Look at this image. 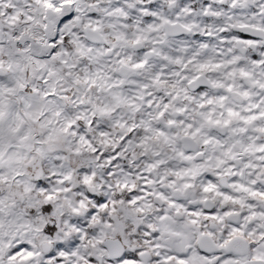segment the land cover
I'll list each match as a JSON object with an SVG mask.
<instances>
[{
    "label": "clouds",
    "instance_id": "obj_1",
    "mask_svg": "<svg viewBox=\"0 0 264 264\" xmlns=\"http://www.w3.org/2000/svg\"><path fill=\"white\" fill-rule=\"evenodd\" d=\"M44 3L0 0V260L28 242L32 264H47L57 244L78 255L57 253L51 264H83L80 256L97 254L85 247L94 233L105 240L98 248L130 240L143 264L186 255L197 241L219 264H256L252 257L264 256V0H76L60 15ZM70 13L69 43L52 60L37 41ZM49 194L43 222L57 232L46 238L30 205ZM148 224L160 235L146 244ZM236 228L242 239L215 247Z\"/></svg>",
    "mask_w": 264,
    "mask_h": 264
},
{
    "label": "snow or ice",
    "instance_id": "obj_2",
    "mask_svg": "<svg viewBox=\"0 0 264 264\" xmlns=\"http://www.w3.org/2000/svg\"><path fill=\"white\" fill-rule=\"evenodd\" d=\"M76 0H61V4L59 7H55L53 4L46 2L44 3L45 9H51L54 13L57 15H60L62 13L63 8L65 7H73L75 4ZM207 2V0H206ZM76 13L80 12L79 8H76ZM212 15H219L218 12H212ZM47 18V17H45ZM77 19V16L75 13H70L66 16H63L58 23L55 24V31L53 35L50 38H47L45 40H38L37 42L41 44L42 47L51 49L50 56L52 60H55L57 58V55H59L58 51V46L63 45V44H68L69 41L68 39L63 35V31L65 28L68 26V22L73 21ZM185 30H190V26L184 25L183 26ZM241 29L244 28L243 25H239ZM149 29H152V25L149 24ZM45 30L47 31V26H45ZM97 29L93 28V31H96ZM242 36V40L240 42L247 43L249 46H252V41L250 38L243 37L242 32L239 34ZM135 43H140V39L137 38ZM19 49V45L17 46ZM22 51H28V49H23ZM66 54V53H65ZM66 63V61H64ZM179 62V61H177ZM234 63V61H232ZM253 62L254 63H259L258 57H253ZM35 63L39 64L41 61L36 60ZM136 67H143L144 65L142 63H138L135 65ZM202 67H207V65H202ZM215 68H220V64L214 65ZM4 69V60L0 58V72H3ZM9 70H11V64H9ZM49 75H53V73H49ZM241 75H247L241 70ZM0 80H3V76L0 75ZM45 84L48 83L47 79H44L43 81ZM264 87V85H261ZM18 87L21 90H24L26 88V85L24 83H19ZM231 91V89H228ZM33 92H37V89H32ZM46 97L49 96H55V92H50V93H45ZM229 115H234L233 113H229ZM3 117V111L0 109V118ZM257 117L253 116L251 119L255 120ZM247 122V121H246ZM72 125L69 123L67 127L64 129L65 132H67L68 128H71ZM259 131H264V129H259ZM264 151V149H261ZM95 151V149H93ZM19 175V174H18ZM0 182H3L2 179H0ZM40 191V194L43 195L45 190H46V185L38 184L37 185ZM206 192L209 191L210 189L205 188L204 189ZM25 191H28L26 189ZM253 197L258 195L257 193L253 192L252 193ZM261 198H264V192L259 193ZM53 199V196L51 194L45 196L44 202L41 205L40 201L34 202V204L30 205L33 208H36L35 211L31 212L32 217H34L36 220L41 222L40 227H36L35 231L37 233H42L46 238H50L57 232V226L55 223L53 224H44L43 218L46 215H51L53 212V208L50 205V201ZM227 199V197H225ZM131 204H135L136 201H130ZM39 205V207H36ZM98 211L100 212H107L109 216L113 214L115 211V208L113 207L112 211H108V205L103 203V201H98ZM75 211V210H74ZM96 210H94L95 212ZM142 211V210H141ZM91 215V220L92 222H95L97 217L94 214ZM189 216H198V213L195 212H189ZM208 217H206L207 219ZM214 218V217H212ZM191 225H196L198 223L197 220L193 219L189 222ZM106 228H112V224H107L105 225ZM77 232L80 231L79 228L75 229ZM140 232L143 234L144 238V243H150L153 240L158 239L159 237V232L157 229H154L151 224H148L140 229ZM174 237L177 238V242L179 243L180 237L183 235V233L180 231L179 228H176L173 230L171 233ZM92 239L88 241V245L85 247L87 248L90 246L92 249L96 251L95 256H80L79 259L83 262V264H143L142 257L145 255V252L143 249L140 248H134L131 247V241L130 240H116L113 239L112 242L107 246V247H99L98 245H104L105 240L103 238H97L96 235L93 233ZM102 236L104 235L103 233L101 234ZM113 235H116L115 229H113ZM120 236H124V232L119 233ZM206 235L207 237H211L212 233H207V234H201ZM237 235L239 238H243L245 236V233L236 228L233 229L231 233H228L226 235V238L222 240L221 243L216 244L215 247L221 250L228 249L235 241L237 238ZM250 235V233L248 234ZM88 238V234L85 236H81L78 240L74 241L72 244V247L74 249H77L78 246L82 241ZM264 239V236L261 237ZM131 239H137V237L133 236ZM199 247L193 250L192 244L189 243L187 245V250L188 254L186 255H180V256H169L165 259L164 264H171L172 261H174V264H219L220 262V257L215 256L213 258H209L208 256V249L204 244H201L199 241L196 242ZM57 253H59V257L61 259L67 257L68 255L71 256H77L78 252L73 251L71 253H68L62 244H57L56 249L52 252H49L46 260L47 264H51V261L53 258L56 257ZM37 253L33 252L32 246H30V243L28 242H23V243H18L15 247L11 249V251L8 253L7 261L8 264H32L35 256ZM229 255H232L230 252ZM105 257H107L105 259ZM252 260L256 262V264H264V256H253ZM0 264H4L3 260H0ZM56 264H61V260H57ZM224 264H236L235 261L229 260L225 258Z\"/></svg>",
    "mask_w": 264,
    "mask_h": 264
}]
</instances>
